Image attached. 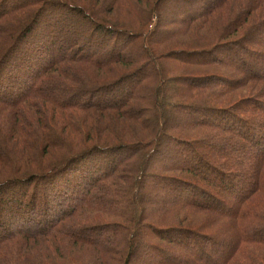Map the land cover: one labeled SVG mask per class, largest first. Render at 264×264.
<instances>
[{"label":"trees","instance_id":"16d2710c","mask_svg":"<svg viewBox=\"0 0 264 264\" xmlns=\"http://www.w3.org/2000/svg\"><path fill=\"white\" fill-rule=\"evenodd\" d=\"M0 264H264V0H0Z\"/></svg>","mask_w":264,"mask_h":264},{"label":"rangeland","instance_id":"374dc122","mask_svg":"<svg viewBox=\"0 0 264 264\" xmlns=\"http://www.w3.org/2000/svg\"><path fill=\"white\" fill-rule=\"evenodd\" d=\"M172 16H174V15H173V12L171 11V9H169V7H167V8L165 7L162 10V12H161L162 24H163V27H161V30L162 31H164V30L167 29L168 26H166L164 24H166L167 21H169V18L171 19ZM76 18L79 19V17H76ZM74 26H76V25H74ZM71 38H73V37H71ZM75 44H77V41H76V43H74V45ZM98 48L101 49L99 51V53L104 52L102 50V46H98ZM214 70H216V69H213V68L208 69V71H214ZM59 99L64 100V99H66V96H61V97H59ZM78 116H80V115H78ZM169 118H171L170 120H172L173 122H177V123H181L184 120L185 121H189L188 118H186V119L183 118V116L179 115L177 111H173V110L170 111ZM78 119L80 120V118H78ZM82 126H83L84 130L86 131L88 126H86L85 123H83V122H82ZM203 132L204 133H207V131H203ZM94 158H95L94 156L93 157H88L87 159H84V160H82V161H80L78 163H74V165L77 166V167H75V169L80 170L81 173H84V171L82 170V169H84V167L96 169L97 166H96V161L94 160ZM85 163H87L88 165H85ZM101 163H103V162H101ZM247 175H248V173H247ZM9 189H11V193H12L13 197L14 196L19 197L20 194H23L25 192L27 193L25 186H16V187L9 188ZM149 189L151 190V196H150L151 198H150V201H149V203L147 205L148 208H149V206L153 205V203L154 204H158L159 203V199L156 196L158 194H160L159 191L155 187H152L151 186ZM163 195L164 194H161V198L163 197ZM168 200H170V197L168 198ZM230 201L232 202V200H230ZM168 203L169 202L167 201V205H170V203L169 204ZM11 204H12V202L8 203L7 208H9ZM171 205H172V203H171ZM160 206H163V205H160ZM188 212H189L188 222H190V224H192V223H196L197 224V222H198L199 219L200 220L203 219V216L204 217H207V214L204 211H199V210L192 209V210H190ZM14 213L18 214L16 209H14ZM196 224H194V225H196ZM198 230L199 231H203L202 229H198ZM212 239L216 242V246H217V243L218 242H221V243L225 244L226 247L223 245V248L224 249L225 248H228V245L230 243L229 239L228 238H225V237H220V236L213 235L212 236ZM219 247L220 246H218V248ZM220 248H222V247H220ZM151 254L152 253H150V255ZM141 259H144V260H147L148 259V260H150L151 259V256H144L140 252V253H138L136 255V260H140L141 261Z\"/></svg>","mask_w":264,"mask_h":264}]
</instances>
